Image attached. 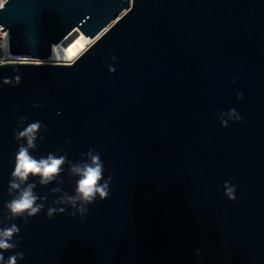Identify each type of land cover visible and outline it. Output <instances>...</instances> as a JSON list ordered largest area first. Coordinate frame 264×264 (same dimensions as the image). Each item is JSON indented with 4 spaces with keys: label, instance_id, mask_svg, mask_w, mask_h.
<instances>
[{
    "label": "water",
    "instance_id": "water-1",
    "mask_svg": "<svg viewBox=\"0 0 264 264\" xmlns=\"http://www.w3.org/2000/svg\"><path fill=\"white\" fill-rule=\"evenodd\" d=\"M0 26L19 61H46L72 36L95 40L69 65L0 66V217L24 143L14 132L27 123L46 125L37 159L75 163L95 149L113 177L109 198L83 219L67 206L46 215L61 207L52 188L74 194L67 165L63 184L30 180L48 200L27 225L0 223L20 228L5 259L22 251L18 264H264V0H7ZM15 77L18 86L4 83ZM233 108L241 121L229 119Z\"/></svg>",
    "mask_w": 264,
    "mask_h": 264
},
{
    "label": "clouds",
    "instance_id": "clouds-1",
    "mask_svg": "<svg viewBox=\"0 0 264 264\" xmlns=\"http://www.w3.org/2000/svg\"><path fill=\"white\" fill-rule=\"evenodd\" d=\"M3 3L0 2V7ZM115 59V57H113ZM115 69L109 67V72H114ZM5 84H12L18 86L21 83L20 77H15L14 80L6 79ZM235 83V80H233ZM243 93H237V98H242ZM40 104H35L34 107H41ZM229 119L234 121H241L242 117L236 109H230L227 112ZM27 116H21L18 120V126L25 125ZM221 125L228 127V120L221 119ZM46 128L40 121L27 123L26 126L14 132V139L20 143L15 154L14 169L8 183V193L12 198L8 200L4 207L7 210L5 217H0V223L4 220L12 221L15 219H22L25 225L28 224L29 219L35 217L44 210L45 204L48 200L49 194L60 195L53 200V205L61 207L50 206L47 208V217L51 219L56 214H63L66 212V207L73 209L69 213L72 217L77 214L83 219L88 213V205L99 200H105L110 195V184L112 182V175L106 179L104 177V162L100 154L95 149H90L82 155L86 157L84 161L72 162L67 159L66 155L57 156L54 153L41 156L37 159L32 152L37 149V139L43 140L44 137L38 135L42 129ZM69 168V175L76 177L74 194L69 195L63 192L62 189L54 187L50 190L49 194L43 196L38 195L35 189L37 188L36 182H29L33 178H38L40 186H47L54 181L59 180L60 184L64 181L60 179L64 171V166ZM225 196L232 201L236 200V186L225 182L223 184ZM20 232V228L12 223L5 227H0V264H18V261L24 259L22 251H16L14 255L5 259L4 252L14 250L21 242L20 239L14 240V237ZM22 239V238H21ZM197 255H200L199 251Z\"/></svg>",
    "mask_w": 264,
    "mask_h": 264
},
{
    "label": "bare ground",
    "instance_id": "bare-ground-1",
    "mask_svg": "<svg viewBox=\"0 0 264 264\" xmlns=\"http://www.w3.org/2000/svg\"><path fill=\"white\" fill-rule=\"evenodd\" d=\"M126 11L122 12L120 16L124 15ZM94 41L95 40L86 38L83 35L72 36L63 43L52 45L51 55L46 61L52 65H69L78 59Z\"/></svg>",
    "mask_w": 264,
    "mask_h": 264
},
{
    "label": "built area",
    "instance_id": "built-area-1",
    "mask_svg": "<svg viewBox=\"0 0 264 264\" xmlns=\"http://www.w3.org/2000/svg\"><path fill=\"white\" fill-rule=\"evenodd\" d=\"M7 0H0L3 4ZM0 7V9H2ZM3 27L0 26V30H2ZM12 63H22V61L16 60L12 58V55L9 54V46H8V31L3 30L2 32L0 31V66L1 65H6V64H12Z\"/></svg>",
    "mask_w": 264,
    "mask_h": 264
},
{
    "label": "rangeland",
    "instance_id": "rangeland-1",
    "mask_svg": "<svg viewBox=\"0 0 264 264\" xmlns=\"http://www.w3.org/2000/svg\"><path fill=\"white\" fill-rule=\"evenodd\" d=\"M131 2V0H129ZM22 63L49 64L47 61H22Z\"/></svg>",
    "mask_w": 264,
    "mask_h": 264
}]
</instances>
